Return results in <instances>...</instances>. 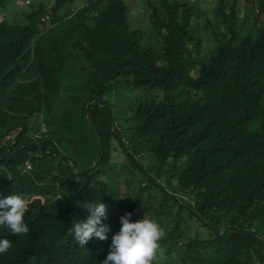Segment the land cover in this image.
<instances>
[{
	"label": "trees",
	"instance_id": "obj_1",
	"mask_svg": "<svg viewBox=\"0 0 264 264\" xmlns=\"http://www.w3.org/2000/svg\"><path fill=\"white\" fill-rule=\"evenodd\" d=\"M136 1L0 0V197L28 225L0 264H101L127 212L163 229L152 264H264V0ZM91 199L108 238L79 245Z\"/></svg>",
	"mask_w": 264,
	"mask_h": 264
},
{
	"label": "clouds",
	"instance_id": "obj_2",
	"mask_svg": "<svg viewBox=\"0 0 264 264\" xmlns=\"http://www.w3.org/2000/svg\"><path fill=\"white\" fill-rule=\"evenodd\" d=\"M41 131H47V126L43 122L41 123ZM7 136L9 137L7 138ZM8 140H11L10 134L4 136L0 145ZM14 142L12 141V145ZM30 151L36 152L38 150L32 148L28 150V156L23 163L24 171L33 169L34 158L43 159L48 155L45 153L43 157H33V166L28 168L25 161L29 158ZM3 169L5 170V165L0 163V178ZM78 204L87 210V215L82 216V219L74 222L69 228L68 231L72 238L79 245H86L88 240L93 238L97 240L107 239L110 226L104 222L107 215L105 203L101 199H91L78 201ZM26 206L25 198L17 192L0 197V226L7 228L11 234L28 232V225L24 219ZM131 216V212L120 216L121 226L118 231L112 234L109 251L106 257L100 261L101 264H152V259L159 248V241L163 236V229L148 214L136 220L130 219ZM10 247L11 241L8 238L0 237V253L7 251Z\"/></svg>",
	"mask_w": 264,
	"mask_h": 264
},
{
	"label": "rangeland",
	"instance_id": "obj_3",
	"mask_svg": "<svg viewBox=\"0 0 264 264\" xmlns=\"http://www.w3.org/2000/svg\"><path fill=\"white\" fill-rule=\"evenodd\" d=\"M41 1H44L46 4H49L50 6L52 4H55L56 5H59L58 2L60 0H38V2H41ZM211 1V0H209ZM85 4V3H84ZM211 4V2L209 3ZM83 5V4H82ZM65 6H61V8L63 9ZM77 6H75L73 9H75ZM131 13H132V16L136 17L138 16L139 18H143L144 17V13H143V8H142V2L141 0H137L136 2H132V10H131ZM4 18V15L3 14H0V20ZM44 129L46 128L45 126L43 127ZM14 134H11V140H12V137H13ZM15 136V135H14ZM9 136H7L8 138ZM15 138V137H14ZM15 143V142H14ZM13 143V144H14ZM69 154H77L76 152H73V151H69ZM95 151L93 150L91 153L89 152H85L84 154H82L81 156V159H80V167L83 169V168H86V167H90L91 165H94L95 164ZM74 158L75 155H74ZM122 190L124 191L125 190V185L123 184L122 185Z\"/></svg>",
	"mask_w": 264,
	"mask_h": 264
},
{
	"label": "built area",
	"instance_id": "obj_4",
	"mask_svg": "<svg viewBox=\"0 0 264 264\" xmlns=\"http://www.w3.org/2000/svg\"><path fill=\"white\" fill-rule=\"evenodd\" d=\"M45 153L49 154L50 153V150L47 149L45 152L44 151H41V150H38L36 152L30 151L29 158L25 161L26 166L28 168H31L33 166V164H32V158L33 157H39V158L40 157H43L45 155Z\"/></svg>",
	"mask_w": 264,
	"mask_h": 264
},
{
	"label": "water",
	"instance_id": "obj_5",
	"mask_svg": "<svg viewBox=\"0 0 264 264\" xmlns=\"http://www.w3.org/2000/svg\"><path fill=\"white\" fill-rule=\"evenodd\" d=\"M113 129H114V131L116 132V127H113ZM97 164V162L93 165V166H95Z\"/></svg>",
	"mask_w": 264,
	"mask_h": 264
}]
</instances>
